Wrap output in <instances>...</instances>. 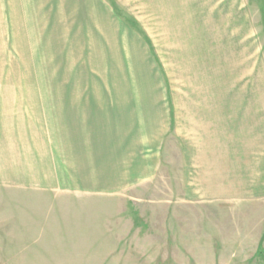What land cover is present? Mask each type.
Segmentation results:
<instances>
[{
  "label": "rangeland",
  "instance_id": "obj_1",
  "mask_svg": "<svg viewBox=\"0 0 264 264\" xmlns=\"http://www.w3.org/2000/svg\"><path fill=\"white\" fill-rule=\"evenodd\" d=\"M253 68L264 116V0H0V136H132L116 157L126 172L100 175L109 189H0V264H264V205L180 216L155 170L175 163L171 136H188L189 96L225 101L207 130L235 136ZM149 136L162 137L144 184Z\"/></svg>",
  "mask_w": 264,
  "mask_h": 264
},
{
  "label": "crops",
  "instance_id": "obj_2",
  "mask_svg": "<svg viewBox=\"0 0 264 264\" xmlns=\"http://www.w3.org/2000/svg\"><path fill=\"white\" fill-rule=\"evenodd\" d=\"M254 73L253 68V79L243 83L241 93L237 95L239 102H236L237 113L234 117L235 136H228L226 127L217 128L212 133L207 130L209 117L216 126H221L222 123L219 115L226 119L225 101L220 102V105L219 102L212 104V98L206 97L205 100V90L201 93L202 97L194 95L193 103L189 96L186 111L188 136H171L172 158L175 163L166 168L159 164L155 166L156 180L159 175L167 174L168 177L170 173L172 188H176L178 192L176 195L172 193L170 201L159 203L179 206L180 216L186 211L191 213L203 207L220 213L231 207L264 205V136H261L263 132L260 127L264 116L260 112L261 86ZM194 88V94H197L196 86ZM176 111V105H173V119ZM131 137L0 136V189L14 192L57 191L76 195L84 194V190L109 189L110 186L102 184L100 175L112 173L113 176L116 171L126 172L125 160L116 163V157L131 156ZM161 137H146L147 143L142 146L145 165L141 169L146 179L141 183H148V172L152 168L147 166V158L159 155L158 142ZM148 139L151 142L154 140L155 144L148 145ZM53 156L59 158L57 168L47 161ZM105 158L108 160L103 166ZM120 166L124 169H119ZM55 172L61 173L60 181L51 176ZM84 172L96 174L97 178L84 182L83 176L78 177V174ZM181 219L182 217L178 218L179 221ZM18 221L20 218L13 219V227L15 222L18 226ZM31 230V227H25L12 230L10 234L12 237H28L32 235Z\"/></svg>",
  "mask_w": 264,
  "mask_h": 264
}]
</instances>
